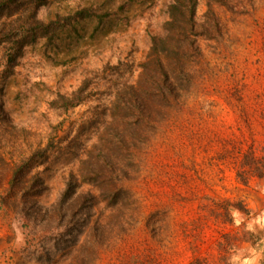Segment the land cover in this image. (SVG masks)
I'll return each mask as SVG.
<instances>
[{
  "label": "rangeland",
  "instance_id": "obj_1",
  "mask_svg": "<svg viewBox=\"0 0 264 264\" xmlns=\"http://www.w3.org/2000/svg\"><path fill=\"white\" fill-rule=\"evenodd\" d=\"M172 3L46 0L37 18L66 24L55 42L14 66L0 44V264H264V230L248 228L264 213V0H197L201 58L139 136L121 98L143 81L152 35H169ZM85 7L97 17L74 23ZM100 169L121 189L110 201L83 181Z\"/></svg>",
  "mask_w": 264,
  "mask_h": 264
},
{
  "label": "trees",
  "instance_id": "obj_2",
  "mask_svg": "<svg viewBox=\"0 0 264 264\" xmlns=\"http://www.w3.org/2000/svg\"><path fill=\"white\" fill-rule=\"evenodd\" d=\"M45 1L0 0V44L7 45L9 66L15 65L26 45L36 43L38 38L44 37H48L49 42H55V39L66 27V24H62L60 20L43 23L37 18V10L41 5H44ZM196 6L197 0H175V3L171 4L168 20V24L171 26L169 35L166 37L152 35L151 51L142 64L143 81L138 82L137 89L131 88L132 91L128 97L121 98L125 109L121 119H123L122 121L134 119L133 124L139 125L142 131L139 136H143L147 128L151 127L154 114L157 113L156 108L178 100L180 91L190 82L193 61L196 62L201 58L196 41ZM96 15L98 14L93 7H85L78 10L72 19L77 24L82 21H90L97 17ZM106 16L108 15L100 14L97 19L99 22H103ZM69 25L72 23L70 22ZM60 98L65 102L69 101L64 96ZM52 104L54 105L56 102ZM38 155L40 153H36L35 157ZM18 168L21 170L23 165H19ZM15 173L18 174V169ZM82 177L84 183L98 189L100 197L105 201H110L121 191L117 184H113V176L106 175L103 169L89 170L87 176L82 174ZM79 187V184L71 179L63 195L64 199L72 200ZM24 189L31 191L35 189L36 191V187L31 188V186L30 188L26 186ZM34 193L40 195L39 191ZM84 198L85 201L95 199L91 194ZM56 215L64 216L61 211H57ZM84 227H86L85 220L81 219L78 233H82ZM260 236L259 233H250L253 246L258 241L262 243L263 238ZM262 245L264 246V242ZM190 264L206 263L204 260L195 259Z\"/></svg>",
  "mask_w": 264,
  "mask_h": 264
},
{
  "label": "clouds",
  "instance_id": "obj_3",
  "mask_svg": "<svg viewBox=\"0 0 264 264\" xmlns=\"http://www.w3.org/2000/svg\"><path fill=\"white\" fill-rule=\"evenodd\" d=\"M231 215L237 225L242 222L239 210H231ZM256 226L264 230V213L256 216L255 219L248 224L249 230L252 231H255ZM230 264H253V259L243 258V253H240L231 258Z\"/></svg>",
  "mask_w": 264,
  "mask_h": 264
}]
</instances>
